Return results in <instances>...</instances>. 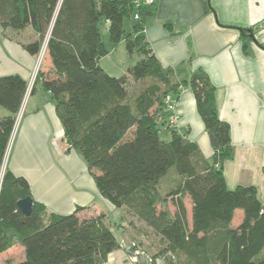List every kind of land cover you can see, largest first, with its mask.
Listing matches in <instances>:
<instances>
[{
    "label": "trees",
    "instance_id": "obj_1",
    "mask_svg": "<svg viewBox=\"0 0 264 264\" xmlns=\"http://www.w3.org/2000/svg\"><path fill=\"white\" fill-rule=\"evenodd\" d=\"M153 13V5L137 7L134 0H0V30L31 28L34 39L22 44L31 56L45 45L47 62L32 90L40 85L50 94L64 137L85 160L100 194L149 229L140 233L149 241L141 247L154 263L170 253L178 264H264L258 191L226 185L223 164L233 147L230 127L218 114L216 89L201 70L178 80L173 69L160 65L143 35ZM126 20H133L129 31ZM103 22L112 44L124 39L127 52L141 57L120 77L99 65L109 53ZM241 31L254 40L250 29ZM184 87L192 89L210 138V162L172 128L166 130L169 141L161 138L166 98L176 101ZM27 90L18 75L0 77V107L8 113L0 118V254L16 244L24 247L22 261L3 264H104L120 247L105 213L81 218L86 208L78 207L57 214L36 201L30 216L18 210L17 202L32 196L30 186L2 169ZM236 210L243 218L234 227Z\"/></svg>",
    "mask_w": 264,
    "mask_h": 264
},
{
    "label": "crops",
    "instance_id": "obj_2",
    "mask_svg": "<svg viewBox=\"0 0 264 264\" xmlns=\"http://www.w3.org/2000/svg\"><path fill=\"white\" fill-rule=\"evenodd\" d=\"M153 1L154 13L143 30L150 51L163 68L173 69L178 80H189L198 70L208 76L216 89L219 117L230 127L233 154L223 164L226 185L230 190L254 186L264 206V0ZM242 29H250L254 40L242 37ZM5 36L1 31L0 77L18 75L29 84L36 58ZM31 90L14 129L8 169L26 179L34 201L51 212L70 214L82 207L85 217L105 213L109 222L112 218L122 222L129 213V224L136 222L128 209L116 208L100 194L85 160L67 143L50 94L40 85ZM6 115L0 107V118ZM160 122L165 125L162 132L176 130L212 161L210 138L190 87L181 89L175 106L165 110ZM191 209L187 206L190 216ZM242 218V211L236 210L232 225L238 226ZM129 224L120 230L130 231ZM144 249L134 251L122 241L104 264H178L170 253L154 263ZM23 259L20 244L0 254V264Z\"/></svg>",
    "mask_w": 264,
    "mask_h": 264
},
{
    "label": "rangeland",
    "instance_id": "obj_3",
    "mask_svg": "<svg viewBox=\"0 0 264 264\" xmlns=\"http://www.w3.org/2000/svg\"><path fill=\"white\" fill-rule=\"evenodd\" d=\"M154 2V1H153ZM154 5V4H152ZM133 20H126L124 23V28L126 30H130L131 25H132ZM3 30H0V32ZM100 31H101V36H102V40L108 50V55L103 57L100 62L99 65L101 66V68L109 75L113 76V77H120L124 74L127 73V70L129 67L133 66L136 64V62L141 58L138 54L133 53V54H129L127 52L126 49V45H125V41L124 39H122V41L116 45L112 44L109 40V32H108V27L107 24L105 22H103L100 25ZM7 36L9 39H12L14 41H16V43L20 44L22 46L23 43H26L32 39H34V36L32 34V30L31 28H27L25 31L22 32H15V30L9 29L6 31ZM36 58V64L34 67V71H33V75L32 78L30 80V83L28 84V90L27 93L25 95L24 101L22 103L21 106V110L20 113L17 117L16 120V124H15V128H17L20 124V121L23 117L24 114V108H25V104L27 102V98L28 95L30 94V90L31 85L34 84L36 75L39 71V68H43L47 62V53L45 51V45L43 46L40 54L38 56H34ZM139 87L141 85H136V87ZM32 91V90H31ZM171 98V97H170ZM167 109L168 108H172L173 106H175L176 101H174L172 98L171 100L167 101ZM175 120L174 116L170 117V123L172 124V122ZM161 124V122H160ZM163 126H165L163 124ZM170 126V125H169ZM14 133V132H13ZM161 138L165 141H169L170 140V134L167 132H162L161 134ZM14 134L12 135L11 139H10V143L12 142V138H13ZM10 146L11 144H9L8 150H7V154H6V158L8 155V152L10 150ZM6 158H5V162L3 165V169H2V173L4 172V169L7 167V162H6ZM186 205L188 206V208H190L191 202L190 199H186ZM171 208V207H170ZM81 218H84L85 215H81ZM124 221L120 222V220H118V218H112V222L110 221V225L113 228L112 230L115 232V234L118 237L119 242L121 243L122 241L127 242L128 247H130L131 249H133L134 251H138L141 248V244L145 245L147 243H149V241H147L145 238L143 239V236L140 235V233H143L144 231L148 230V228H146L144 225H140L137 221H131L133 222L130 231L122 232L120 229V226H123L122 224H126V226L130 223V215L125 214L124 213ZM189 220H191V216L190 214L188 215ZM130 225V224H129ZM130 238V239H128ZM134 240L136 241V244L134 243ZM143 248V247H142ZM143 250V249H142ZM15 254H18L17 252Z\"/></svg>",
    "mask_w": 264,
    "mask_h": 264
},
{
    "label": "water",
    "instance_id": "obj_4",
    "mask_svg": "<svg viewBox=\"0 0 264 264\" xmlns=\"http://www.w3.org/2000/svg\"><path fill=\"white\" fill-rule=\"evenodd\" d=\"M33 203L34 199L33 197H26L24 199H20L17 202L18 210L24 215V216H30L33 210Z\"/></svg>",
    "mask_w": 264,
    "mask_h": 264
},
{
    "label": "built area",
    "instance_id": "obj_5",
    "mask_svg": "<svg viewBox=\"0 0 264 264\" xmlns=\"http://www.w3.org/2000/svg\"><path fill=\"white\" fill-rule=\"evenodd\" d=\"M134 2H135V4H136L137 7H140V6H151L152 4H154L153 0H134ZM134 19L135 20L139 19L138 14H136L134 16ZM168 100H171V98L170 97H167L166 98V103H167Z\"/></svg>",
    "mask_w": 264,
    "mask_h": 264
}]
</instances>
